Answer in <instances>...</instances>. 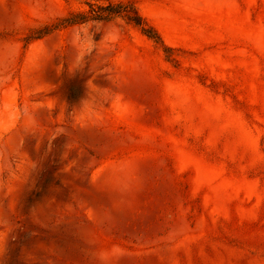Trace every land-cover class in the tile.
I'll list each match as a JSON object with an SVG mask.
<instances>
[{"label": "rangeland", "instance_id": "obj_1", "mask_svg": "<svg viewBox=\"0 0 264 264\" xmlns=\"http://www.w3.org/2000/svg\"><path fill=\"white\" fill-rule=\"evenodd\" d=\"M0 264H264V0H0Z\"/></svg>", "mask_w": 264, "mask_h": 264}, {"label": "trees", "instance_id": "obj_2", "mask_svg": "<svg viewBox=\"0 0 264 264\" xmlns=\"http://www.w3.org/2000/svg\"><path fill=\"white\" fill-rule=\"evenodd\" d=\"M124 4L108 3L105 5L92 6L89 14L79 13L76 14L71 20H67L68 24L84 23L89 20H109L115 15H120L123 12ZM129 21L140 27L142 32L155 41L162 42L159 32L151 26L140 14L134 12V14L125 15Z\"/></svg>", "mask_w": 264, "mask_h": 264}]
</instances>
